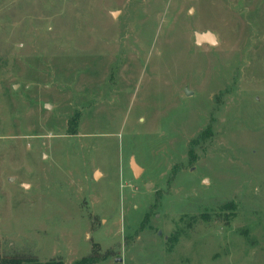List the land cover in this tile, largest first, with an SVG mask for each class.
Segmentation results:
<instances>
[{
    "label": "rangeland",
    "instance_id": "1",
    "mask_svg": "<svg viewBox=\"0 0 264 264\" xmlns=\"http://www.w3.org/2000/svg\"><path fill=\"white\" fill-rule=\"evenodd\" d=\"M93 250L264 264V0H0V257Z\"/></svg>",
    "mask_w": 264,
    "mask_h": 264
},
{
    "label": "trees",
    "instance_id": "2",
    "mask_svg": "<svg viewBox=\"0 0 264 264\" xmlns=\"http://www.w3.org/2000/svg\"><path fill=\"white\" fill-rule=\"evenodd\" d=\"M95 248V247H94ZM96 251L93 250V253L87 257L79 261L77 264H98L101 261L105 260L108 256V254H105L104 256L100 257L98 256ZM0 264H64L61 260H52L47 263H41L38 260H23L21 258H1L0 257Z\"/></svg>",
    "mask_w": 264,
    "mask_h": 264
},
{
    "label": "water",
    "instance_id": "3",
    "mask_svg": "<svg viewBox=\"0 0 264 264\" xmlns=\"http://www.w3.org/2000/svg\"><path fill=\"white\" fill-rule=\"evenodd\" d=\"M195 43L197 46L208 45L210 47H216L218 45V40L216 35L212 32H197L195 33ZM133 170L136 176H138L141 172V170L136 166H133Z\"/></svg>",
    "mask_w": 264,
    "mask_h": 264
}]
</instances>
